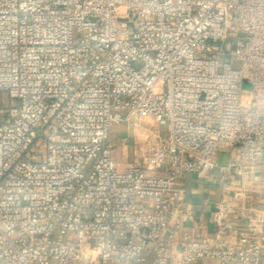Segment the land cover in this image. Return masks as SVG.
<instances>
[{"label":"built area","instance_id":"1","mask_svg":"<svg viewBox=\"0 0 264 264\" xmlns=\"http://www.w3.org/2000/svg\"><path fill=\"white\" fill-rule=\"evenodd\" d=\"M0 92V264H264V0H0Z\"/></svg>","mask_w":264,"mask_h":264},{"label":"crops","instance_id":"2","mask_svg":"<svg viewBox=\"0 0 264 264\" xmlns=\"http://www.w3.org/2000/svg\"><path fill=\"white\" fill-rule=\"evenodd\" d=\"M136 132L134 128L124 123L121 125H115L113 127V142L115 144L114 157L117 160L120 169H124L129 163L132 162L137 154V147L135 143ZM124 137L129 138V142L132 144L129 148V153L124 156L121 149V141ZM225 160L227 154H225ZM222 160V159H221ZM223 161V160H222ZM264 174V173H263ZM264 181V176H263ZM264 185V182L262 183ZM187 196L192 199L196 205L195 219L191 223L192 229L199 237L210 236L213 231V225L210 221L212 214V207H208L204 204V200L213 201L221 197L223 185L217 180L199 179L196 176L190 175L186 181ZM232 189H234L232 187ZM230 199L234 202V196L236 191H231Z\"/></svg>","mask_w":264,"mask_h":264},{"label":"rangeland","instance_id":"3","mask_svg":"<svg viewBox=\"0 0 264 264\" xmlns=\"http://www.w3.org/2000/svg\"><path fill=\"white\" fill-rule=\"evenodd\" d=\"M5 98L6 100H9L7 95L5 93H1L0 92V97ZM142 124V128H139L141 130H143L144 128H152V129H156V124L152 126V123L148 124L147 122L145 123H141ZM163 130H166V128H162ZM224 156H222L223 158ZM254 188L257 189V191H261L264 190L262 186H264L262 183H253L252 184ZM263 194V193H262ZM249 203H251V205L257 207L259 204L264 203V200L262 199V195L259 193H252V195L250 196V198L248 199Z\"/></svg>","mask_w":264,"mask_h":264},{"label":"water","instance_id":"4","mask_svg":"<svg viewBox=\"0 0 264 264\" xmlns=\"http://www.w3.org/2000/svg\"><path fill=\"white\" fill-rule=\"evenodd\" d=\"M245 85H246V87H250V85L247 83V81L245 80ZM261 178V176H260V174H256L255 175V179H260Z\"/></svg>","mask_w":264,"mask_h":264}]
</instances>
